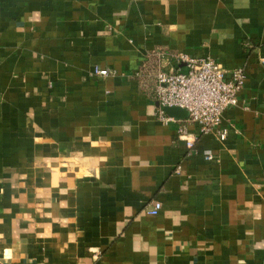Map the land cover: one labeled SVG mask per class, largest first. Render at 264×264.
I'll list each match as a JSON object with an SVG mask.
<instances>
[{"label": "crops", "instance_id": "obj_1", "mask_svg": "<svg viewBox=\"0 0 264 264\" xmlns=\"http://www.w3.org/2000/svg\"><path fill=\"white\" fill-rule=\"evenodd\" d=\"M181 54L244 71L226 141L159 118ZM263 60L264 0H0V264H264Z\"/></svg>", "mask_w": 264, "mask_h": 264}, {"label": "built area", "instance_id": "obj_2", "mask_svg": "<svg viewBox=\"0 0 264 264\" xmlns=\"http://www.w3.org/2000/svg\"><path fill=\"white\" fill-rule=\"evenodd\" d=\"M160 56L167 61L166 53ZM178 59L180 65L175 73H167L161 67L156 72L159 118L166 124L176 123L178 120L167 115L166 108L187 111L188 117L181 121L179 135L189 149H194L196 143V138H188L189 125L196 127L198 136L215 135L226 141L229 130L222 128L223 116L228 109L239 104L238 95L245 84L244 71L237 69L228 76L223 65L213 59H197L185 54ZM95 74L108 76L109 70L96 69ZM206 159L212 160L213 156L207 154ZM161 209L162 204L156 202L150 214L156 216Z\"/></svg>", "mask_w": 264, "mask_h": 264}, {"label": "water", "instance_id": "obj_3", "mask_svg": "<svg viewBox=\"0 0 264 264\" xmlns=\"http://www.w3.org/2000/svg\"><path fill=\"white\" fill-rule=\"evenodd\" d=\"M166 112L169 116L177 118V119H187L188 113L186 110L181 108H166Z\"/></svg>", "mask_w": 264, "mask_h": 264}]
</instances>
